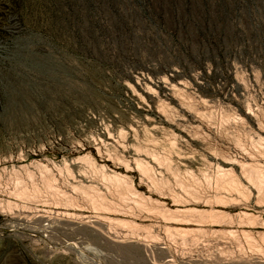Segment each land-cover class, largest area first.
Instances as JSON below:
<instances>
[{
	"label": "rangeland",
	"instance_id": "374dc122",
	"mask_svg": "<svg viewBox=\"0 0 264 264\" xmlns=\"http://www.w3.org/2000/svg\"><path fill=\"white\" fill-rule=\"evenodd\" d=\"M3 158L0 264H264V0H0Z\"/></svg>",
	"mask_w": 264,
	"mask_h": 264
},
{
	"label": "bare ground",
	"instance_id": "6f19581e",
	"mask_svg": "<svg viewBox=\"0 0 264 264\" xmlns=\"http://www.w3.org/2000/svg\"><path fill=\"white\" fill-rule=\"evenodd\" d=\"M162 82V81H161ZM162 84V83H161ZM169 84V83H168ZM169 87V86H168ZM175 90V89H173ZM177 90V89H176ZM174 92V91H173ZM161 100V99H160ZM110 139V138H109ZM86 144L89 143V141H86L85 142ZM91 143V141H90ZM119 143V142H118ZM75 144V143H74ZM108 145H111V142H109L108 140H99V143H98V146H97V150L98 152H100L101 156L103 159H108L110 158V154L106 153V148H109L107 147ZM122 149V148H121ZM253 152V151H252ZM255 152V151H254ZM244 153V152H242ZM256 153V152H255ZM252 154V153H251ZM251 154L247 155L248 158H251ZM253 155V154H252ZM132 157V156H131ZM181 158H184V157H181ZM240 158V157H239ZM247 158V159H248ZM186 159V158H185ZM190 159V158H189ZM183 160V159H182ZM239 161V160H238ZM258 161V160H257ZM7 162H9V160L3 158V159H0V164H6ZM64 162V161H63ZM78 163L77 161L75 162V164ZM72 164V163H71ZM74 164V165H75ZM79 164V163H78ZM40 166V165H39ZM49 167V166H47ZM68 167V165H67ZM69 168V167H68ZM75 173L74 174H69L70 176H68L67 178L65 179H61V182H58V183H51L49 179H45V186L46 188L52 193V194H56V195H61V196H66V199L64 200V205H73L74 203V198L71 197V196H68V195H71L72 194H75L77 195L78 193H81V192H86L87 190H89L90 188H93V186L91 185V183L95 182L94 180H92L91 178L89 179L84 170L81 168V166H75ZM52 170L54 171H58L59 168L55 165H53L51 167ZM12 170V168H11ZM10 170V171H11ZM52 172V171H51ZM113 174V173H112ZM115 174V173H114ZM110 175V174H109ZM107 175V176H109ZM116 175V174H115ZM104 176V175H103ZM111 176V175H110ZM38 177V176H37ZM54 177V176H53ZM66 177V176H65ZM41 178V177H40ZM229 178V177H228ZM57 179V178H56ZM59 181V180H58ZM12 188V187H10ZM8 189V188H7ZM11 190V189H9ZM37 190L35 188H32L30 191L27 190L25 187H22V188H18V190H16L15 188H13V190L11 191H7L8 194H11V195H14V196H17V197H20V198H23V199H26V200H30L31 198H34L35 194H36ZM7 194V195H8ZM64 198V197H63ZM61 199V198H60ZM61 201L58 199V200H55L54 203H55V208H59V205L61 204L60 203ZM82 202L83 203H88L86 199H82ZM90 203L91 205L94 207V208H101V209H108L109 207H107L106 205H104L103 202H101V199L99 198H91L90 199ZM5 204L7 205V207H10V206H13L15 204L11 203L10 201H6ZM21 206V205H20ZM19 207V206H17ZM140 213H141V210H140ZM144 213V212H142ZM96 218V221H102L103 220V217L101 215H96L94 216ZM76 245V244H75ZM89 246V245H88ZM86 247V246H85ZM84 247V248H85ZM79 250V249H78ZM84 250V249H83ZM90 250V249H89ZM81 251V249H80ZM94 257V256H93ZM169 261V260H167Z\"/></svg>",
	"mask_w": 264,
	"mask_h": 264
}]
</instances>
